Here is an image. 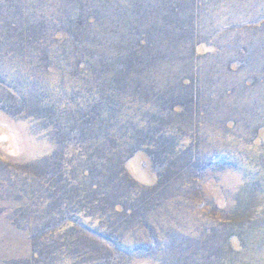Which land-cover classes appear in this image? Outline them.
Returning <instances> with one entry per match:
<instances>
[{
    "label": "rangeland",
    "instance_id": "1",
    "mask_svg": "<svg viewBox=\"0 0 264 264\" xmlns=\"http://www.w3.org/2000/svg\"><path fill=\"white\" fill-rule=\"evenodd\" d=\"M0 264H264V0H0Z\"/></svg>",
    "mask_w": 264,
    "mask_h": 264
},
{
    "label": "trees",
    "instance_id": "2",
    "mask_svg": "<svg viewBox=\"0 0 264 264\" xmlns=\"http://www.w3.org/2000/svg\"><path fill=\"white\" fill-rule=\"evenodd\" d=\"M162 31L163 32H166V33H172V34L176 33L177 35L181 36V39H183V35H184V33H186V28H179L178 30L170 29V31H168V30H162ZM151 39H152V36L148 40H146L145 38H142V42L145 45L148 42L151 43Z\"/></svg>",
    "mask_w": 264,
    "mask_h": 264
},
{
    "label": "bare ground",
    "instance_id": "3",
    "mask_svg": "<svg viewBox=\"0 0 264 264\" xmlns=\"http://www.w3.org/2000/svg\"><path fill=\"white\" fill-rule=\"evenodd\" d=\"M117 13V12H116ZM122 27V26H121ZM111 153V152H110Z\"/></svg>",
    "mask_w": 264,
    "mask_h": 264
}]
</instances>
